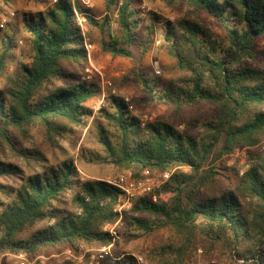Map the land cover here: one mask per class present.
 Here are the masks:
<instances>
[{
  "label": "trees",
  "instance_id": "16d2710c",
  "mask_svg": "<svg viewBox=\"0 0 264 264\" xmlns=\"http://www.w3.org/2000/svg\"><path fill=\"white\" fill-rule=\"evenodd\" d=\"M103 1L101 20L78 0H54L44 10L23 13L20 29L29 49L19 58L15 18L0 22V255L32 259L77 251L80 244L116 245L104 226L124 219L142 234L168 228L180 235L177 244L155 245L147 253L160 256L162 264H185L199 246L210 254L224 248L242 264H264V67L255 63L254 49L255 39L264 37V0H161L176 17L162 21L159 34L160 17L151 11L144 16L142 0ZM199 10L223 26L224 38L199 20ZM77 15L89 32L107 31L100 46L114 58L138 64L134 49L146 52L160 40L183 76L161 84L143 69L133 75L150 100L171 110L170 119L142 125L134 101L116 95L94 115L87 101L98 89L83 79L89 56ZM11 60L13 69L5 74ZM90 118L100 149L83 153L88 162L129 170L135 179L170 173L121 214L115 210L117 186L82 178L74 159L44 165L43 152L30 141L35 129L58 147L65 134L88 127ZM195 123L200 133L193 130ZM237 148L247 150V161L234 166L231 179L216 162ZM33 164L41 168L32 169ZM132 254L115 247L101 264H135Z\"/></svg>",
  "mask_w": 264,
  "mask_h": 264
},
{
  "label": "rangeland",
  "instance_id": "374dc122",
  "mask_svg": "<svg viewBox=\"0 0 264 264\" xmlns=\"http://www.w3.org/2000/svg\"><path fill=\"white\" fill-rule=\"evenodd\" d=\"M78 1L85 10L89 9L96 19L101 20L105 16L106 8L103 0H90V6L84 5L81 0ZM53 2L54 0H8V3L0 2V6L3 10L0 14V22L10 21L14 17L15 19H13V21L18 25L17 37L19 39V44L15 50V58H19L20 51H28L29 49L27 43L28 35L20 29L21 15L23 13H34L39 10H44ZM140 7L143 10L144 16L148 17L147 13L151 11L160 17V20H158L159 22L155 23L158 34L162 29V21H173L176 17L171 8L161 0H142ZM197 14L199 20L210 27L217 38H224L225 30L218 21L205 11L199 10ZM108 15L112 25V31L116 32V12L114 9H111ZM79 16L82 17V15ZM171 17L173 20H170ZM81 28L85 32L86 39L92 44L86 67V69L90 70V77L86 78L87 72L85 69L83 79L93 82L98 89L95 96L87 101V106L93 110L94 115L97 116L101 108L107 107V98L109 95H116L128 98L130 101L133 100V111L135 113H143L141 119L144 117H147V121L160 118L170 119L171 110L162 103H156L150 100L133 75L134 70L137 68L143 69L148 71L153 78L158 79L161 84L170 79H178L183 76V72L177 66L175 60L161 47L160 40L157 38L152 47L146 52L134 49V58L139 61V66H137V62L131 58H114L101 49V41L108 39L107 31L101 33L97 28H94L89 32L88 26L84 21L82 22ZM254 49L256 53L255 63L264 67V37H257L255 39ZM14 61L11 60L8 62L5 74L13 69ZM156 71H159V73ZM3 82L4 77L2 76L0 77V88ZM99 119L102 123H107V120L102 116ZM91 120V118L88 120V127L65 134L64 139L60 142V146L58 147H52L47 144L42 135L37 130L33 129L31 131L30 141L34 147L43 152V164L55 165L64 159H74L82 178H97L108 182L114 181L121 174H130L132 178H134L133 173L129 170L121 171L108 163L88 162L82 157L85 152L88 153L100 149L93 135L94 129L90 127ZM202 120L203 118H201V121ZM198 125L199 123H195L193 125V130L200 133V127ZM179 128L182 129L183 125H180ZM246 161L247 150L245 148H237L231 155H225L221 160H218L216 166L220 171L227 173L232 179L235 177L234 166H243ZM40 168L41 167L37 164L32 165V169L39 170ZM26 171L29 172L27 168ZM241 173L242 169L239 171V175H241ZM149 177H151V179H157L159 177V172ZM158 188L159 187H153L146 195H150ZM151 197H154V195ZM109 229H112V233L115 236L114 241L117 243L116 245H112V250L116 247L119 253L142 255L145 264H162V258H160V256L155 255L150 258L147 255L149 250L153 249L155 245L162 246L167 242L177 244L181 240L180 235L168 228L157 230L151 235L142 234L140 229L131 227L124 219L117 220ZM88 248L93 247H86L80 244L77 251L72 249L75 258L77 259L81 252H84ZM64 250L66 249L53 251L48 255H41L32 259L26 257L23 259V262L24 264H62L61 254ZM209 259H211L212 262H218L220 264H242L243 262L236 256H232L224 248H222V250L218 249L210 254V252L205 253L203 246H199L194 256L184 263L204 264ZM20 261V259L12 257L7 253L0 255V264H21ZM87 263L88 258L86 256L81 261V264Z\"/></svg>",
  "mask_w": 264,
  "mask_h": 264
},
{
  "label": "built area",
  "instance_id": "2783aa9c",
  "mask_svg": "<svg viewBox=\"0 0 264 264\" xmlns=\"http://www.w3.org/2000/svg\"><path fill=\"white\" fill-rule=\"evenodd\" d=\"M84 5L90 6V0H81ZM77 19L79 24L82 26V22L84 21L83 17L77 15ZM170 20H173L171 17ZM3 26V22L1 23ZM85 48L88 52V56L90 55V51L92 49V44L84 38ZM86 78L90 77V70L86 69ZM159 73V71H156ZM128 101V98H124ZM147 121V117L141 119L142 125ZM169 172L159 173V177L157 179H151V177H145L142 179H134L130 174H121L117 179L110 182L113 185L117 186L121 193L119 195V202L115 208L118 213H122L129 209L132 205L134 198L141 195H146L149 193L153 187H159L162 182L166 181L169 178ZM154 198V197H153ZM113 224H107L104 226V230H109L111 233L113 232L112 229H109ZM12 257H16L20 259V263L24 264L23 259L26 256L23 253L19 254H11L7 253ZM61 262L62 264H81V261L87 256L88 263L87 264H101L102 261L107 256H112V245L103 246L98 249L88 248L84 252L75 258L74 251L71 248H67L61 254ZM135 264H145V260L142 255L139 254H132ZM77 260V261H76Z\"/></svg>",
  "mask_w": 264,
  "mask_h": 264
}]
</instances>
